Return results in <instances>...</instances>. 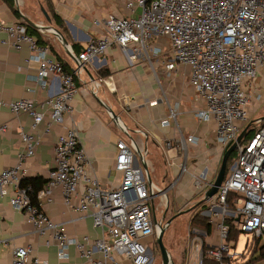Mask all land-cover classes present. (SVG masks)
I'll return each mask as SVG.
<instances>
[{
    "label": "built area",
    "instance_id": "1",
    "mask_svg": "<svg viewBox=\"0 0 264 264\" xmlns=\"http://www.w3.org/2000/svg\"><path fill=\"white\" fill-rule=\"evenodd\" d=\"M136 6L141 11L135 17L109 14L105 19L106 34L89 40L75 57L83 63L112 46L125 50L132 45V51H142L150 64L151 56L162 53L161 62L167 72L177 65L187 67L189 83L200 100L193 115L198 122L215 125V139L225 151L246 126L248 133L252 125L248 118L252 95L249 89H254L253 80L264 66V0L126 1V8L133 10ZM0 34L4 35L2 45L14 50L24 46L30 51L29 59L37 63L34 78L42 89L47 88L48 78L59 81L58 91L41 102L28 98L0 100V106L31 119V131L20 132L23 151L17 154V163L0 170V195L11 190L9 205L24 215L47 245H55L58 259L67 258L72 247L78 257L76 264H152L153 255L144 239L154 236V200H164L167 190L153 182L147 184L144 171L137 164L133 142L116 141L114 169L120 173V180L112 186L94 176L75 125L56 138L53 166L36 197H46L58 186L65 205L91 217L93 227L99 231L96 238L67 234L40 204L31 202L28 188L20 186L26 174L22 163L35 154L41 141L35 129L46 118L45 131L63 124L64 117L73 112L71 101L77 86L73 74L65 70L48 46L27 33L23 23L0 18ZM153 36L165 38L169 46L153 51ZM256 98L261 99V95ZM177 113L176 108L170 109L168 117L160 121L161 126L175 121ZM4 129L5 126L0 127L1 131ZM242 140L237 143L236 158L214 195L205 199L213 181L203 174L194 176L193 183L202 192V199L210 202L209 208L202 210L209 230L189 233L190 264H248L259 248L264 236V125ZM196 141L195 136L188 135L180 143L185 146ZM170 143L166 142V146L170 147ZM232 230L238 234L229 240ZM241 233L248 237L238 253L235 247ZM260 258L264 262V251ZM11 264L45 263L26 246L13 250Z\"/></svg>",
    "mask_w": 264,
    "mask_h": 264
},
{
    "label": "crops",
    "instance_id": "2",
    "mask_svg": "<svg viewBox=\"0 0 264 264\" xmlns=\"http://www.w3.org/2000/svg\"><path fill=\"white\" fill-rule=\"evenodd\" d=\"M126 1L0 0V18L6 22L23 23L26 30L30 25L25 23L23 17L36 24L38 28L30 26L34 30L32 36L49 47L51 54L73 74L77 86V92L71 101L73 112L64 117L63 124L52 125L45 131L48 122L46 118L35 129L34 132L40 136L41 141L35 154L25 158L22 163L26 169L25 177L47 179L53 166L57 136L75 125L94 176L103 184L115 186L120 180V173L114 169L117 152L115 144L118 139L125 140L130 135L142 154L151 181L154 165L147 157L149 141L160 148L164 162L171 168L174 176L169 188L179 184L177 193L182 198L181 209L189 207L190 211L204 201L201 198V201L191 204L194 194L200 193L193 183L194 176L203 174L207 180L214 181L225 151L215 139V125L198 122L193 115L200 100L189 83L188 68L177 65L174 70L167 72L161 62L162 53L151 56L150 64L142 51H132V45L125 50L112 46L104 54L83 63L74 59L77 52L73 50V46L82 49L89 40L106 34L105 19L109 14L135 17L140 13L138 6L133 10L126 8ZM14 10L18 12V16L14 14ZM2 38L4 35L0 34V40ZM161 47L166 49L168 41L153 36L150 49L154 51ZM133 53L135 57L132 56ZM29 56L30 51L24 46L20 50H14L0 42V100L8 102L28 98L41 102L47 95L58 91L57 79L48 78L46 89L39 86L34 78L37 63L29 59ZM253 85L254 89H249L252 94L248 107L250 123L255 121L252 117L256 107L264 101V66L259 69ZM257 94L261 95V99L256 98ZM103 104L115 113L118 121H114ZM172 108L177 109L176 120H171L167 126H161L160 121L168 117ZM261 117L256 120H264H260ZM1 126H5V129L0 130V170L17 163V154L23 151L20 132L31 131V119L25 114H14L8 108L0 106ZM188 135L195 136L197 141L182 146L181 138ZM166 142H171L170 147L166 146ZM138 163L142 168L141 160ZM134 166H137L136 162ZM9 195V188L3 196L0 195V264H11L13 250L26 246H30L32 254L45 264H76L78 257L75 249L71 247L67 258L58 259L55 245H47L44 237L35 232L24 215L9 205ZM36 201L53 222L62 225L67 234L76 237L87 235L91 238L99 236V231L93 227L88 214L65 205L58 186L46 197L37 198ZM194 215L201 216L202 210L191 215L189 233L200 234L204 228L190 224ZM150 239L146 237L145 243ZM263 251L264 236L256 251L259 256L248 264H264L260 258ZM190 257L191 255L189 264ZM123 263L128 264L125 261Z\"/></svg>",
    "mask_w": 264,
    "mask_h": 264
},
{
    "label": "rangeland",
    "instance_id": "3",
    "mask_svg": "<svg viewBox=\"0 0 264 264\" xmlns=\"http://www.w3.org/2000/svg\"><path fill=\"white\" fill-rule=\"evenodd\" d=\"M169 46V44H168ZM252 117L254 123L251 125L249 132L243 138L244 142L248 135L254 130H257L261 127L262 122L256 120L257 118L264 115V101L260 103V106L256 107V111ZM264 124V120H263ZM125 141L128 142V139L125 137ZM237 149L235 148L229 155L225 167L224 177L228 174L230 164L236 158ZM147 157L151 159V162L154 165V171L151 173L152 182L157 184L161 190H166V198L159 201L158 197L154 200L153 213L160 226L166 227L163 234V244L166 247L167 251L170 254L171 259L175 264H188L189 255H190V236H189V219L193 213H198L201 210L208 209L210 206L209 201H201L202 192L195 193L191 199V204L201 201L199 206L190 210L189 207L182 208V198L177 193L178 185L175 184L172 188H169L170 184L173 183L174 176L171 168L164 162V158L160 148L155 146L151 141L148 143V153ZM182 212V214H178ZM178 214L177 216H175ZM204 216V215H201ZM206 217V216H204ZM172 218L170 224L167 225V221ZM207 220V218H206ZM207 222V221H206ZM206 230V228H205ZM207 231V230H206ZM158 235V227L155 229L154 236L146 243V245L151 250L153 255L152 264H162L161 255L156 243V238ZM248 235L241 233L239 235L236 251L240 253L245 245ZM259 256L258 252H255L251 258L254 260Z\"/></svg>",
    "mask_w": 264,
    "mask_h": 264
},
{
    "label": "water",
    "instance_id": "4",
    "mask_svg": "<svg viewBox=\"0 0 264 264\" xmlns=\"http://www.w3.org/2000/svg\"><path fill=\"white\" fill-rule=\"evenodd\" d=\"M23 20L25 21V23H27L28 25H30L31 27H34V28H38V26L36 24H34L33 22H31L30 20L26 19L23 17ZM56 34L58 37H60L64 43V45H66V42L65 40L61 37L60 33L56 31ZM74 59L77 60L76 57H74ZM78 63H82L81 60H77ZM104 105V104H103ZM105 106V105H104ZM106 107V106H105ZM107 110L110 112L111 114V117L114 119V121H118V117L115 115V113L109 108V107H106ZM264 117H261L260 120H262ZM248 126H246L240 133L239 135L237 136V139L235 142H233L226 150L225 152L223 153L222 155V159H221V162H220V167L218 169V172L214 178V181L211 185V187L206 191V195H205V199L207 197H211L212 195H214L218 189V187L221 185L223 179H224V172H225V167H226V163H227V159L230 155V153L236 148V145L237 143H239L242 138L245 136L246 134V129H247ZM129 138V141L133 142L134 144V152H135V157H136V160H137V164H138V161L141 160V163H142V168H143V171H144V175H145V178H146V181H147V184L150 186V184L152 183L151 181V178L149 176V171L146 167V164L145 162L143 161L142 159V154L141 152L139 151V148L137 146V144L135 143L134 139L129 135L128 136ZM178 214H182V212L179 211ZM178 214H176L175 216H177ZM172 218H170L168 221H167V225L168 226L171 222ZM153 223L155 226L158 227V235H157V238H156V243L158 245V249H159V252H160V255H161V261H162V264H175L173 262V260L171 259L170 257V254L169 252L167 251L166 247L164 246L163 244V234H164V231H165V228L166 227H162L159 225V223L157 222L155 216H154V213H153ZM150 250V249H149ZM151 251V250H150Z\"/></svg>",
    "mask_w": 264,
    "mask_h": 264
},
{
    "label": "trees",
    "instance_id": "5",
    "mask_svg": "<svg viewBox=\"0 0 264 264\" xmlns=\"http://www.w3.org/2000/svg\"><path fill=\"white\" fill-rule=\"evenodd\" d=\"M13 12H14V14L16 16H18V12L16 10H14ZM27 32L30 35H32L34 33V30L31 29L30 26H27ZM37 42L40 43V44H42L39 40H37ZM73 50L76 51V52H78L80 50V47L73 46ZM65 70H66V68H65ZM261 122H262V125L261 126H263L264 125L263 124V120ZM246 135H247V133L245 134V136ZM226 176H227V174H226ZM45 183H46V179H42L40 177H24L20 181V186L21 187H24V188H28V194L30 195L31 202L36 205L37 204V201H36V199H37L36 198L37 192L43 187V185ZM230 198H231V195H229L228 200H230ZM206 221H207L206 220V217H203V216H200V215H194L191 218V220H190V224L192 226H197L198 225V226H200V227H202L204 229L206 228V230H209V225L207 224ZM237 234H238L237 231L232 230L230 232L229 240H234L236 238ZM206 264H214V263L207 261Z\"/></svg>",
    "mask_w": 264,
    "mask_h": 264
}]
</instances>
